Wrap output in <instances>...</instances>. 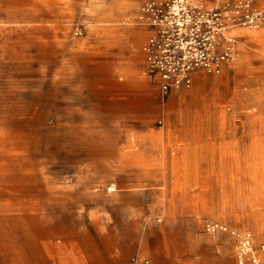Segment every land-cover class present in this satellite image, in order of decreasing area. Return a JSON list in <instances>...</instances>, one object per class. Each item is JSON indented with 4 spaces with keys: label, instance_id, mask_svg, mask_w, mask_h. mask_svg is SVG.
<instances>
[{
    "label": "rangeland",
    "instance_id": "374dc122",
    "mask_svg": "<svg viewBox=\"0 0 264 264\" xmlns=\"http://www.w3.org/2000/svg\"><path fill=\"white\" fill-rule=\"evenodd\" d=\"M259 1L264 5V0ZM124 2L0 0V31L6 33L0 38V126L4 147L10 144L15 150L17 145L19 158L34 160L38 168L70 173L78 168L71 162L64 163L65 158L122 157L126 150L136 147L140 137L133 133L136 129L158 131L166 140L186 144L201 141L202 128L210 126V141L244 145L258 141L257 149L243 146L242 158H264V33L255 41L256 33L242 29L237 37L235 65L218 76L197 74L191 89L164 94L158 79L143 73L142 45L146 36L142 28L126 22L136 15L139 0ZM49 22L89 52L85 56L98 55L101 62L99 70L93 69L95 73L90 62L85 61L87 57L84 60L85 72L97 77V83L85 86L84 93L104 99L98 118L62 116L63 73L57 56L36 53L41 51L36 40L33 70L15 69L16 65H23L26 54H17L18 60L12 54L19 46L15 33L10 31L33 27L42 31L43 23ZM46 63L49 69H43ZM49 97L51 101L47 102ZM130 128L132 132L128 133ZM190 133H194V138ZM96 168L99 181L93 189L100 195L98 201L105 202L101 196L116 181L106 179L108 166ZM256 178L241 183L238 191L235 183H226L224 197L198 199L196 235L210 243L211 264H236L233 241L224 234H207L201 224L204 217L249 230L254 248L264 258V182ZM132 186L139 185L131 183ZM227 241L232 252L219 247Z\"/></svg>",
    "mask_w": 264,
    "mask_h": 264
},
{
    "label": "crops",
    "instance_id": "0c3cea01",
    "mask_svg": "<svg viewBox=\"0 0 264 264\" xmlns=\"http://www.w3.org/2000/svg\"><path fill=\"white\" fill-rule=\"evenodd\" d=\"M52 25L43 23L42 31H10L19 46L12 54H26L15 69L33 70L36 40L41 49L36 53L57 56L63 73L62 116L98 118L104 99L84 93L85 86L97 83V77L85 72L84 60L87 57L92 71L99 70L101 61L98 55L85 56L89 52ZM242 29L234 32L236 37ZM142 30L145 42L150 31ZM249 31L256 33V41L264 27ZM42 67L49 69L47 63ZM143 67L146 75L144 53ZM133 133L139 141L122 157L65 158L64 163L78 170L56 173L19 158L17 145L15 150L10 144L4 147L0 126V264H211L210 243L196 235L198 199L226 196V183H235L238 191L255 176L264 182V158H242L243 146L254 150L258 141L212 142L210 126L202 128L201 141L186 144L166 140L158 131ZM99 165L108 166L106 179L116 181L115 189L103 192L105 202L98 201L100 195L93 189ZM219 247L232 252L228 241Z\"/></svg>",
    "mask_w": 264,
    "mask_h": 264
},
{
    "label": "built area",
    "instance_id": "2783aa9c",
    "mask_svg": "<svg viewBox=\"0 0 264 264\" xmlns=\"http://www.w3.org/2000/svg\"><path fill=\"white\" fill-rule=\"evenodd\" d=\"M126 22L150 31L142 45L145 72L158 79L165 94L191 89L197 74L218 76L235 65L234 32L262 29L264 8L255 0H139L136 15ZM201 224L209 235L232 239L236 264H264L249 230L213 217Z\"/></svg>",
    "mask_w": 264,
    "mask_h": 264
}]
</instances>
